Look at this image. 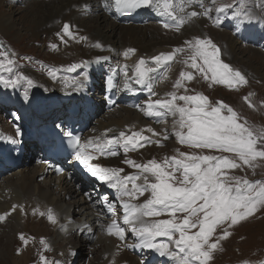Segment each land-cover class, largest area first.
Wrapping results in <instances>:
<instances>
[{
	"label": "snow or ice",
	"instance_id": "obj_1",
	"mask_svg": "<svg viewBox=\"0 0 264 264\" xmlns=\"http://www.w3.org/2000/svg\"><path fill=\"white\" fill-rule=\"evenodd\" d=\"M114 3L118 10L127 11L128 14L132 9L141 7L157 9L162 4L163 12L160 14L168 16L175 22L177 30L180 25L186 22L187 18L198 15L208 16L211 11L205 6L204 0H179L175 5L173 0H114ZM192 4L204 8V11L202 13L191 11L186 15L179 14L184 12L186 6ZM213 5L215 7V0H213ZM231 7L232 5L229 4H221L216 7V12L223 13ZM175 9H179V12ZM233 16L243 20L252 19L251 14L243 10L234 11ZM163 26L168 28L170 25L164 23ZM69 28V24L65 23L63 31L71 35ZM189 47L194 52L190 57L191 67L198 69L206 79L210 72L213 82L227 85L230 88L247 83L245 76L239 70H234L221 59L220 48L210 38H196L189 42ZM134 51V49L128 50V52ZM176 51H183V49L178 48ZM128 52H125L124 55H128ZM173 58L174 53H167L157 55L152 60L159 65L167 64ZM198 58L202 59L203 66L197 63ZM14 63V61H8L9 72L12 71ZM145 64V59L141 58L135 68L136 83L144 84L149 93L154 95L153 84L149 77L153 69L145 68ZM80 66L73 64L67 70L74 71ZM4 67L5 64L0 61V68ZM55 74V71L50 72V75L55 76ZM185 79L192 80V73L182 72L181 79L176 81V87H181ZM20 80H25L29 85L33 83L31 79L22 75L14 80L5 79L3 75H0V84L5 87H14ZM125 88H130L127 81ZM168 95L171 97L170 99H157L149 102L146 106V115L158 118L164 114L175 116L178 113L179 121L177 123L180 131L175 134L181 143H188L197 148L234 153L243 165L248 166H252V162L257 158H264V129L257 131L246 119L241 123V117L229 105L222 101L212 105L209 98L203 94L177 96L176 92H172ZM177 100L184 101V105L177 104ZM245 100H248V97H245ZM188 105H194V107ZM224 110L227 111V115L224 114ZM185 128L187 129L186 133L183 131ZM17 134H20L19 128H17ZM119 138L123 141L125 153L134 150L137 145L143 146L144 143L151 142L140 132H133L131 135L120 132ZM71 139L72 143L77 146L76 159L85 165L91 175L108 182L113 189L118 191V200L124 211L123 223L131 226L130 231L139 240L138 246L154 249L160 255L169 256L176 261V264H208V261L212 259L213 250L218 247L219 239L227 238L230 235L227 229H224L222 236L216 242L210 243L217 227L228 221L231 222V225H235L252 215L258 206H264V180L250 181L246 178L228 177L223 171L224 169L241 167L236 159L229 158V156L181 153L182 158L172 157L171 164L165 160L163 165L155 160L143 165L137 164L133 160H127V164L155 177L156 182L149 183L148 177L145 175L144 183L137 184L135 181L139 179L138 175L121 178L119 173L123 171L122 169L91 165L89 161L95 157L87 154L83 149L92 144V141L82 145L79 136L73 135ZM13 142H15L14 139ZM111 144L110 140L106 143L96 142L93 146L101 155L107 151L108 155L114 156L117 152L110 150ZM168 167H171L173 171H166L165 169ZM180 170H182V179L177 184L174 172ZM129 182H131V187H129ZM146 192H150V198L141 204L132 203L133 200L143 196ZM106 209L114 215L116 203L108 202ZM178 212L186 213L181 222H177L176 214ZM164 213H168L172 218L153 221L145 219V217H158ZM4 219L5 215H0V221ZM48 219L53 222L56 219L51 210L48 212ZM193 228H198V231L191 232L190 230ZM107 232L116 235L121 240L126 235L125 227H121L115 219L107 226ZM177 232L179 238L174 239V233ZM157 237L167 238L168 242L157 243ZM21 239H23V234H21ZM170 243L175 244V251L170 249ZM41 259L45 260V264H47L46 258L41 257Z\"/></svg>",
	"mask_w": 264,
	"mask_h": 264
},
{
	"label": "rangeland",
	"instance_id": "obj_2",
	"mask_svg": "<svg viewBox=\"0 0 264 264\" xmlns=\"http://www.w3.org/2000/svg\"><path fill=\"white\" fill-rule=\"evenodd\" d=\"M40 1L41 0H0V25L4 21H11L15 27L13 31L6 30L4 32L0 30V33L2 34L0 35V38L3 43L6 45V40L10 45H12L11 50H13V52L15 50V56L13 52L12 54L10 53V57L12 58L11 61L15 62L14 65H12L11 72L8 71L9 59L4 58L5 56L2 52H0V61L5 64L4 68H0V75H3L5 79L13 80L21 75L27 78L33 76L35 79L40 77L41 80H47V77L49 78L50 76V72L55 71L56 73H60V77L56 82L58 88L54 86L45 87L39 83L29 85L25 80H20L14 87H5L2 84V86L7 89V92L13 95H8L0 88V100L4 103L18 104V115L15 119H8L4 115V110L0 108V129L2 127L8 128V126L14 129L15 124L18 125L19 122L23 121L27 115L31 116L35 113L39 116L37 123L27 124V128H30L32 125L35 126V129L39 130L48 129L50 126H58V124L62 122L63 116L65 117L67 114L68 116L65 118L64 123L66 122L68 125L69 123L74 125L77 123L74 113L76 105L81 102H85V99L88 96L86 88H89L94 81L96 84V80L93 81L91 77L92 74H97V71L93 68V66H90L88 61H85L84 65L76 68L74 73L66 71L62 74L57 69V64H67L69 61L75 62L79 59L77 56L65 58L63 54L58 53L57 48L49 45V41L54 37V31H51L57 27L60 29L62 24L59 23L57 25H53L52 30H50V25L45 26V29L42 28L43 33H37L38 36H34V34L26 29L23 22L32 17L31 15H28V10L31 7L36 6ZM235 1L236 0H215L214 7L213 0H204L205 6H210L209 9H211V11L208 15L210 17H201L202 15H198L195 19H197L198 22L205 21L206 23V25L203 27L201 26L200 28L202 35L199 36L202 37L201 39L210 38L220 48L221 59L225 63L229 64L234 70H239L242 74H246L248 76L246 80L247 83L242 85L239 84L236 87L230 88L227 85L213 82L210 72L208 73V78L206 79L203 73L199 72L198 69L195 70L191 67L190 57L192 55H189L187 59V51L185 49V54L181 52L180 55L182 59L181 66L179 70L175 71V74L176 76H179L182 72H191L193 76V72L195 71L193 79L190 81H183V85L179 88L176 87V84H173V88L167 92L165 99L171 98L168 95L169 93L176 92L177 96L187 95V93L190 95L203 94L209 98V102L212 105H216L217 102L220 101H225V103H228L239 114L241 117V123H243L246 119L248 123L258 131L260 129H264V50H260L252 46H245V44L242 42L240 43L239 40L236 39V35L231 29L236 27L235 23H238L237 19L229 20L230 18L226 17L225 20H221L217 18V16L221 13L216 12V7H219L221 4L233 5ZM253 2L258 3L259 6L263 5L260 15L264 18V0H253ZM194 6L198 11L197 13H202L204 11L202 8L199 9L198 5L194 4ZM230 10L231 14H233L234 11H239L236 6L231 7ZM99 13V9H92L90 11L91 19H96ZM253 15L255 14L253 13ZM259 17L260 16H258V18ZM231 21L233 22L232 24ZM76 29H78V27H76ZM79 29L81 30L82 28L79 27ZM16 31L19 32V35L16 34ZM119 38L120 35L118 30L115 35L110 36L113 46H119ZM153 39V36L149 35L146 41H152ZM164 46H168L169 50H171V48L179 47L178 44L172 46L164 44ZM160 47H163V45ZM27 54L29 56L23 57V55ZM199 59L200 58H198L197 61H199ZM179 62H175L169 71L178 65ZM200 65L203 66V61ZM33 67H39V72L36 69H33ZM68 73L71 74L69 75ZM194 77H197L196 80ZM66 79H69V81ZM205 81L208 86L205 85ZM65 85L68 86L67 90H63ZM169 85L170 84L167 81V87ZM164 89L165 87L161 88V90ZM83 95H85L84 98H82ZM101 97V95H98L94 98L96 104H99L102 100ZM245 97H248V100H245ZM88 100L91 101V98L88 97ZM2 101H0V103ZM176 103L184 105L185 102L177 100ZM188 106L194 107V105ZM99 107L101 106H98V108ZM125 110V108L115 110L112 112L115 115L113 118L119 120L121 118L120 115H123ZM224 114L227 115V111L224 110ZM99 115L100 114L97 112L96 116ZM132 115L135 116L138 114L133 113ZM82 117L85 119L84 116ZM106 118L108 117L105 116V114H102L100 118L93 119V121H97L98 123L95 128L97 127V129H102V123L106 124L108 122ZM177 121H179V114L177 113L175 117L171 115L168 120V126L171 127L172 123H174L178 129L179 124ZM175 135V127H173L172 136L175 137ZM152 149L153 148H148L147 150L150 151ZM161 152L163 153L164 151L161 150ZM189 152L195 155H214V152L217 156L230 154L233 159H236L237 163H242L234 153L219 152L217 150L215 151L213 149L206 148H194L193 151ZM95 161L99 164L98 159ZM13 168L15 169L12 172L0 179V205H4V203L9 204L13 201L15 194L13 193L12 185H15L18 188V183L20 182L18 180L19 178L25 180L32 179L42 185L50 186L49 192L51 200L54 199L53 204L57 199L58 201H63L64 203L62 205V209L67 210L69 208V219L71 217L73 218L71 221L74 220L76 222L78 219L82 222H85L86 220H88V222L92 221L95 222V227L97 228L96 215H98V213L92 212L93 207L89 205L83 196L84 190L83 187L80 186V184L83 185V183L80 180L75 179V175L67 172L66 169H64L63 174L53 175L50 174V172L53 171L52 169L46 166H40V176H34L33 169L37 168V165L34 164L19 165ZM240 168L241 167L235 168V171ZM45 169H48L47 172L42 174ZM244 169L248 170L247 173L251 176H264V158H257L252 162V166L244 165ZM68 175L71 176V178L67 177ZM240 175H243V171L238 172L235 177L239 178ZM39 177H41V179ZM4 187H6V191H3ZM36 193H38V190ZM1 212L3 213L4 211L2 210ZM110 222L111 221H108L107 224H110ZM229 225H231L230 221L217 228L213 234L211 243L216 242L217 239L222 236L224 229H227L230 233L227 238L219 239L218 247L213 250L212 259L208 261V264H257L256 260L264 255V206H258L257 210L252 215L239 221L235 225ZM79 226L80 224L76 223L71 229L76 227L79 228ZM104 227L107 226L105 225ZM127 228L130 230L129 227ZM56 236L57 234L52 236L48 235L47 237L51 239L52 243H55ZM83 237L84 236L81 233L80 241L72 247L73 250L71 252L73 256L70 260H72L73 264L89 263L92 257L96 255L97 250L100 248V243H102L103 239H106V237H104V233H100L99 230L94 234L95 239L93 241ZM110 237L111 236H109L108 233L106 243H111ZM130 243L131 240L125 239L124 250L127 254H129V256L134 257L135 261H137V258L128 252L129 248L127 245ZM106 247L109 254L111 251L108 249V245H106ZM47 250H51V253H53L54 248L51 247ZM47 250L41 249L37 255H33L32 258H29L28 262L20 264H38L39 257L41 255H43L44 258L51 263L53 258L45 256ZM22 252V249L19 248L18 253L22 254ZM9 253H14L15 255L16 250H14V252L10 251ZM54 253L60 256L59 258H55L56 260H63L61 257L64 258V253H61L59 249L54 251ZM75 253H78V255H75ZM56 255L54 256L56 257ZM0 264L15 263H13L11 255L9 254L7 256V260L5 259V262ZM119 264L127 263L120 261Z\"/></svg>",
	"mask_w": 264,
	"mask_h": 264
},
{
	"label": "bare ground",
	"instance_id": "obj_3",
	"mask_svg": "<svg viewBox=\"0 0 264 264\" xmlns=\"http://www.w3.org/2000/svg\"><path fill=\"white\" fill-rule=\"evenodd\" d=\"M99 2L100 0H41L36 6L31 7L28 10V15H31L32 17L30 19L26 18L27 20L24 21L23 24H25L26 29L34 34V36H38L37 33H41L42 28L45 26L50 25V30H52L53 25L60 23L62 24V27L60 29L59 27L54 28L51 31H54V37L49 41V45H55L58 53L63 54L65 58H72L73 56H77V58L82 57L83 62L88 61L90 64L92 59L91 57L95 55L100 56L109 54V61H111L113 65H116L117 63L119 66L123 65H121V61L115 60L117 58L116 55H118V52L122 53L124 50L134 49L137 51L135 59L137 56H140L143 59L145 57L152 59L161 52L169 50L168 46H164V44H168L170 46L176 44L179 45L183 42V40L189 39L191 36L202 35L200 28L201 26L203 27L206 25L205 21L198 22L195 17H192L191 21L189 20L181 32L175 35H169L170 31L163 30L158 24L153 22L148 23L145 26H137L134 24L122 25L105 14ZM94 8L99 9L100 13L97 15L96 19L92 20L90 11ZM185 8L186 9L184 10L183 14L193 11L195 6L190 5L186 6ZM177 10L179 11V9ZM65 23L69 24V31L74 34V36L70 39L60 36V40L57 41L55 37L58 36L57 34L61 35L63 33V24ZM76 27H78V29H76ZM79 27L82 29L80 30ZM13 29H15V27L11 21H4L0 25V30L4 32L6 30L13 31ZM117 30L119 31L120 35V42L119 46L115 47L112 44L110 36L115 35ZM16 34L19 35V32L16 31ZM149 35L153 36L154 39L152 41H146ZM162 45L163 47H160ZM103 48H105V50L109 49L111 51H102ZM187 48H189L188 43L185 44L184 49L187 50ZM181 61L182 60L180 59L178 65H180ZM73 64L77 63L69 61L67 64H57V69L61 72H66L68 71L67 69H69ZM178 65L165 74V77L167 78L160 80L155 94L153 95L156 96V99H153L154 101L157 99H165L166 94L170 90L175 79V71L177 70ZM92 66L94 68V65ZM95 70L97 73H99L98 67H96ZM59 74L60 73H56L55 76L52 75V78L47 77V80H41L40 77L35 79L33 76H30L29 79L33 81L32 84L39 83L45 87L54 86L58 88L56 82L60 77ZM66 80L69 81V79ZM167 81L170 84L168 87ZM162 87H165V89L161 90ZM67 89L68 86L65 85L63 90ZM98 109V114H101V107ZM125 109V113L120 115L121 118L119 120L113 118L115 115L112 112L105 115L108 117L106 118L108 122L106 124L102 123V129L105 128L108 131H112L113 126H117L119 129H122L126 125H133L135 122L136 123L134 125L136 127L138 125L137 121H139L138 115L133 116L132 114L136 113L134 110L127 108ZM71 125L72 124L69 123V126ZM145 125L146 124L144 122L140 123V127ZM6 131H10L12 133L13 129L10 126H8V128L2 127L0 129V135H4ZM154 153H158V150L155 148L150 151L145 149L141 152L139 159L141 161L148 160ZM160 153L162 154L161 151ZM95 154H98V152H95ZM95 160L96 159L93 160L94 165H100L97 164ZM47 170L48 169H45L42 174H45ZM40 171V166H37V168L33 169V175L40 176ZM141 179L142 176L140 175L139 181ZM18 180L20 181L18 183V188L15 185H12L13 193L15 194L13 201L9 204L4 203V205H0V209L4 211L2 213L1 210L0 215H5V219L0 221V263L5 262V259L7 260V256L9 254L11 255V259L15 264L28 262V259L32 258L35 254L34 249L31 247L30 235L41 237L57 234L55 237V243L51 242L52 247L55 251L59 249L61 253H64V258L63 260L54 259L52 264H69L71 261L70 259L73 256L71 252L73 250L72 247L80 241V234L82 233L84 237H86V233L90 234V226L91 228H94L95 222H88V220L82 222L80 219H78L76 222L74 220H69V208L67 210L62 209L64 202L58 201L57 199L53 204L54 199L51 200L49 192L50 186L42 185L41 183L32 179L25 180L19 178ZM37 190L38 193H36ZM3 191H6V187H4ZM145 200L146 198L142 197L133 200L132 203L141 204ZM49 210H51V213L56 217L54 222L48 219ZM92 212L96 213L93 210ZM41 213H44V215H41ZM58 219L60 220L59 224H57ZM96 219H98V215H96ZM76 223L80 224L79 228L76 227L71 229ZM86 223H89L90 225L87 226L85 225ZM54 226L56 227L53 228ZM106 232L107 230L104 232L100 231V233H104V237L108 239V232ZM21 234H23V239H21ZM106 239H103L96 255L92 257L90 262L87 264H119L120 261L126 262L127 264H139L138 261H135L134 257L129 256V254H127L124 250L125 240L124 242H120L118 239L116 240L111 236V243H106ZM174 239L177 238L174 237ZM106 245H108V249L111 251L109 254L107 252ZM21 246L25 248H21L23 253L22 255L18 256L17 250L18 247L20 248ZM120 246L121 249L118 251ZM14 250H16L15 255L14 253H9L10 251L14 252ZM51 254L55 255L54 252Z\"/></svg>",
	"mask_w": 264,
	"mask_h": 264
}]
</instances>
